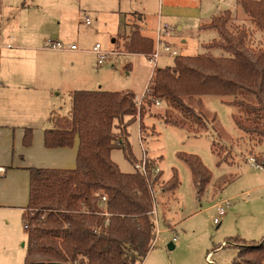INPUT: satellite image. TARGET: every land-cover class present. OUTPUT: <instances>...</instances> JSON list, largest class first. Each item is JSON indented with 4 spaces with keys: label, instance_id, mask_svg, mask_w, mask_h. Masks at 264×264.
Listing matches in <instances>:
<instances>
[{
    "label": "trees",
    "instance_id": "1",
    "mask_svg": "<svg viewBox=\"0 0 264 264\" xmlns=\"http://www.w3.org/2000/svg\"><path fill=\"white\" fill-rule=\"evenodd\" d=\"M238 2L264 32V0ZM231 19L228 11L201 27L217 31L220 37L206 49H220L226 55H180L173 67H156L140 110L136 94L130 91L70 93L69 114L51 116L53 126L45 130L44 141L48 149L72 148L78 136L77 167L29 170V203L24 212L29 229L23 264L144 262L154 248V190L162 173L154 176L153 161L147 162V175L136 169L139 160L133 153L128 129L140 113L138 121L144 133L142 120L157 102L166 104L163 119L167 124L199 133L208 129L209 121L191 102L201 106L202 98L209 95L231 98L227 104L238 110L236 126L251 141L264 144V51L249 47L247 30H229ZM125 49L149 57L154 41L137 30L129 36ZM32 139V129L26 128V147L32 145ZM116 149L124 152L134 172L124 173L113 162L111 154ZM212 151L223 162L231 158L224 145L214 142ZM179 159L191 170L201 198L211 184L210 171L195 155L181 153ZM255 163L264 166V157L255 158ZM167 182L163 191L175 192L179 188L177 171ZM236 248L237 257L231 264H264V238L256 243L242 242Z\"/></svg>",
    "mask_w": 264,
    "mask_h": 264
},
{
    "label": "rangeland",
    "instance_id": "2",
    "mask_svg": "<svg viewBox=\"0 0 264 264\" xmlns=\"http://www.w3.org/2000/svg\"><path fill=\"white\" fill-rule=\"evenodd\" d=\"M23 1L26 6L39 4L40 9L45 12L50 22L42 30L46 41H60V33H65L68 41L79 48L78 51H64L60 55L70 63L73 61L76 65L80 64L81 70L86 74L90 84L80 90L133 92L137 96L139 110L142 103L139 104L138 97L150 86L156 67H173L175 58L180 55L212 53L221 57L225 54L220 49H206V45L220 39L217 31L201 29L212 21L213 16L231 12L229 30H247L249 47L255 51H264V32L256 27L238 0H125L123 5L128 12H137L139 17H144V32L150 39L158 37L161 25L168 24L176 28L174 39L170 43L172 52L176 50L177 54L168 53L159 47L161 55L156 65L146 55L126 51L125 43L131 33L140 31L135 27L137 17L132 15L134 18L131 19V28L136 29L132 32L130 27L125 29L123 18L115 16L111 9L113 0ZM175 2L190 9L185 12L187 19L182 31L178 30L182 20L165 17L166 15L160 19L161 4L165 3V7H168ZM20 11H23L21 5L13 15H18ZM84 16L90 18L91 25L82 23L80 18ZM96 45L109 53L102 65L98 64V57L93 52ZM50 54L57 55L52 52ZM229 100L231 98L209 95L202 98L201 106L197 101L191 102L197 110L206 114L209 121L208 129L199 133L167 124L163 119L166 110L164 102H157L142 120L144 133L140 130V113L137 122L128 129L129 141L139 164L146 158L147 162L153 161L155 168H159L162 173L154 190L157 211L154 220L156 229L160 230L150 254L154 259L165 260L169 264H231L237 257L236 246H241L242 242L256 243L264 237V166L259 167L252 161L264 157V144L251 141L236 126L234 117L238 110L227 104ZM48 109L52 110L48 113ZM70 109L68 92L63 87L54 90L51 108H47L45 104L40 105L39 111L37 108V120L32 121L33 125L28 127L33 131L30 147L25 146L24 135L0 132V165L14 166L24 162L26 156L30 160H44L38 154L37 136L52 128L51 116L54 113L65 116ZM44 113L47 116L43 118ZM214 142L229 149L231 158L228 162H223L213 153ZM143 150L146 151L145 154ZM30 152L32 153L29 155ZM181 153L199 157L211 173V184L201 198L193 183L191 170L179 159ZM111 158L122 172L135 171L122 150H114ZM174 170L178 173L180 186L175 192H165L162 189L166 188ZM4 179L0 177V201L8 202L21 196V178ZM224 201L229 202L227 213L219 217L221 224L216 225V205ZM15 213L18 212H11V216L6 217L7 220L1 217L0 223L5 220L13 226ZM4 227V224L0 225V232ZM175 237L178 243H175L174 250H170L169 245ZM236 238L242 242L232 241ZM24 243H28V236L19 244L20 256Z\"/></svg>",
    "mask_w": 264,
    "mask_h": 264
},
{
    "label": "crops",
    "instance_id": "3",
    "mask_svg": "<svg viewBox=\"0 0 264 264\" xmlns=\"http://www.w3.org/2000/svg\"><path fill=\"white\" fill-rule=\"evenodd\" d=\"M124 3L125 0L112 1L111 9L114 15L123 18L125 29L130 27L132 32L133 29L139 28L144 37L150 38L144 32V17H139L137 12H128ZM20 5L23 11L16 16L13 15ZM160 7H162V10L160 8V19L166 15L165 17L182 20V24L178 26V30L182 31L185 19H187L185 12L190 9L176 2L169 4L168 7L162 3ZM132 15L137 17L136 28H131V19L134 18ZM214 17L216 16L212 18ZM48 23L50 22L39 4L32 3L26 6L23 0H0V132H14L18 136H25L26 128L33 125L32 121L37 120L39 106L45 104L47 108H51L54 90L63 87L70 97L71 92L79 91L81 87L90 84L80 64L76 65L73 61L68 62L60 55L63 52L44 48L46 38L42 30ZM173 35L174 32H170L162 37L171 50L170 40L174 39ZM58 39L66 44H72L65 33H60ZM151 39L155 42L157 38ZM183 42L187 43L186 40ZM51 52L57 55H52ZM145 93L146 91L141 96ZM50 111L48 109V113ZM45 116L47 114L44 113L43 118ZM44 134L45 131L41 136H37L38 154L44 160H30L26 156L24 162L14 166L0 165V168L4 169L0 171V177L5 178L4 180L19 177L21 178L19 184L22 187L21 196H16L14 200L8 202L0 201V218L7 220L6 217L11 216V212H18L14 214L16 219L13 226L5 220V223H0V225H5L0 232V264H23L25 260L27 244H23L25 251L22 250L21 256L19 244L25 236H28V230L25 229L24 212L29 203V170L31 168L74 170L77 167L79 137H76L72 148L47 149ZM151 252L142 264H169L165 260L150 257Z\"/></svg>",
    "mask_w": 264,
    "mask_h": 264
},
{
    "label": "built area",
    "instance_id": "4",
    "mask_svg": "<svg viewBox=\"0 0 264 264\" xmlns=\"http://www.w3.org/2000/svg\"><path fill=\"white\" fill-rule=\"evenodd\" d=\"M80 20L82 21L83 24L85 25H91V20L88 16H84L82 18H80ZM176 31V28L168 25V24H164V25H161L159 28H158V37L154 43V50L153 52L149 55V58H150V62L153 63V64H157L159 58H160V52H159V47H162L163 49H165L166 52L168 53H173L174 55H176L177 53L175 51L172 52L171 48L169 47V45H167L165 43V41L162 40V37L163 35L167 34V33H170V32H175ZM155 46H156V50H155ZM10 47V46H9ZM11 48V47H10ZM44 48L46 50H50V51H57V52H64V51H78L79 48L77 47V45L75 44H66L62 41H53V40H48L46 41V44L44 46ZM93 52L97 55L98 57V64L99 65H102L105 63V61L107 60V58L109 57V53H107L106 51H102L101 49V46L100 45H96L94 48H93ZM148 89V88H147ZM147 94V90H146V93L141 96V97H138L139 99V104L142 103L143 99L145 98ZM159 104V102H158ZM143 153L145 154L146 151L143 150ZM146 156V155H144ZM253 162H255V159H252ZM136 169L138 171H140L141 173L147 175L148 174V166H147V160L146 158H144L143 162H141L140 164H138L136 166ZM0 171H4V169L0 168ZM154 176H156L159 172H160V169L159 168H154L152 170ZM107 199L106 197H103L102 198V202L103 203H106ZM229 206V202L227 201H224V202H220L218 203V205H216V210H217V217L215 218L214 220V223L216 225H219L221 224L220 220H219V217H222V216H225L226 213H227V208ZM154 215L157 214V211L156 209L154 210ZM25 229L28 230L29 227H28V224L26 223L25 224ZM160 234V230L159 229H156V238H155V241H154V245H155V242L157 240V237L158 235ZM178 242V239L175 237L173 238L172 240V243L175 244Z\"/></svg>",
    "mask_w": 264,
    "mask_h": 264
},
{
    "label": "water",
    "instance_id": "5",
    "mask_svg": "<svg viewBox=\"0 0 264 264\" xmlns=\"http://www.w3.org/2000/svg\"><path fill=\"white\" fill-rule=\"evenodd\" d=\"M169 249L170 250H174L175 249V245L171 242V244L169 245Z\"/></svg>",
    "mask_w": 264,
    "mask_h": 264
}]
</instances>
